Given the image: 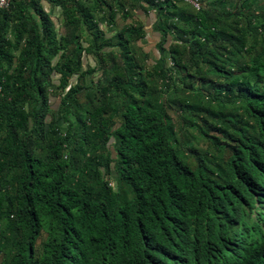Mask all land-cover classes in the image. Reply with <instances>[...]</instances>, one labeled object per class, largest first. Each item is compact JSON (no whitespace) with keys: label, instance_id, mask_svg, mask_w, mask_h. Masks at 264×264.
Listing matches in <instances>:
<instances>
[{"label":"trees","instance_id":"1","mask_svg":"<svg viewBox=\"0 0 264 264\" xmlns=\"http://www.w3.org/2000/svg\"><path fill=\"white\" fill-rule=\"evenodd\" d=\"M194 1L0 10V264H264V0Z\"/></svg>","mask_w":264,"mask_h":264},{"label":"rangeland","instance_id":"2","mask_svg":"<svg viewBox=\"0 0 264 264\" xmlns=\"http://www.w3.org/2000/svg\"><path fill=\"white\" fill-rule=\"evenodd\" d=\"M60 9V8H59ZM59 9H55V12H54V14H53V19H54V21L56 22V25H57V27L58 28H60V23H61V14H62V11H58L57 13H56V11L57 10H59ZM146 22H147V25H148V28H149V31H148V37H147V40H148V44H144L145 46H144V49L146 50V51H148V52H150L151 54H153V56H157L158 55V52H157V50H156V43L158 42V40H157V38L155 37V34H152L153 32H152V29H150V24L152 23V22H154V17H147L146 18ZM141 46H142V44H140ZM93 63H94V61H92ZM149 63L151 64V65H153L154 63H153V61L152 60H149ZM57 78H59V76L57 77ZM77 82V77H74L73 78V80H72V83L73 84H75ZM53 104H54V107H58V104L56 103V100L55 101H53ZM172 118H173V120L178 124V126H180V124H179V121H178V118H177V115L175 114V113H172ZM198 136V135H197ZM190 160H192L193 161V163H195L196 162V159H194L193 157L191 158L190 157Z\"/></svg>","mask_w":264,"mask_h":264},{"label":"built area","instance_id":"3","mask_svg":"<svg viewBox=\"0 0 264 264\" xmlns=\"http://www.w3.org/2000/svg\"><path fill=\"white\" fill-rule=\"evenodd\" d=\"M190 2L192 5H194L197 9L200 8L199 3L194 1V0H187ZM12 0H0V10L8 8Z\"/></svg>","mask_w":264,"mask_h":264},{"label":"crops","instance_id":"4","mask_svg":"<svg viewBox=\"0 0 264 264\" xmlns=\"http://www.w3.org/2000/svg\"><path fill=\"white\" fill-rule=\"evenodd\" d=\"M57 9H59V8H57ZM58 11H61V9L57 10L56 13H57Z\"/></svg>","mask_w":264,"mask_h":264}]
</instances>
